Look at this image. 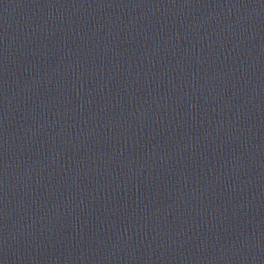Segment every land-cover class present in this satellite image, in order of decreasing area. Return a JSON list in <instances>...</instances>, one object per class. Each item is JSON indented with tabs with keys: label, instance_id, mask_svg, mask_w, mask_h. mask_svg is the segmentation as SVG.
<instances>
[{
	"label": "water",
	"instance_id": "obj_1",
	"mask_svg": "<svg viewBox=\"0 0 264 264\" xmlns=\"http://www.w3.org/2000/svg\"><path fill=\"white\" fill-rule=\"evenodd\" d=\"M0 264H264V0H0Z\"/></svg>",
	"mask_w": 264,
	"mask_h": 264
}]
</instances>
